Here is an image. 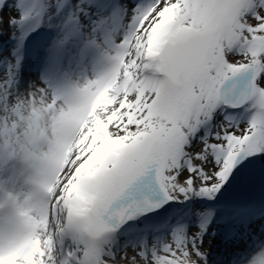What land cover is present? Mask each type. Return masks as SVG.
Instances as JSON below:
<instances>
[{"label":"snow or ice","instance_id":"6c2138e0","mask_svg":"<svg viewBox=\"0 0 264 264\" xmlns=\"http://www.w3.org/2000/svg\"><path fill=\"white\" fill-rule=\"evenodd\" d=\"M133 21L97 79L60 96L37 87L0 98V170L35 171L24 199L0 197V264H207V222L173 229L150 254L117 259L104 245L119 224L161 206L135 195L146 177L165 201L212 199L238 162L264 153V0H151ZM245 78L249 125L221 121L213 141L190 149ZM248 264H264V247Z\"/></svg>","mask_w":264,"mask_h":264},{"label":"bare ground","instance_id":"6f19581e","mask_svg":"<svg viewBox=\"0 0 264 264\" xmlns=\"http://www.w3.org/2000/svg\"><path fill=\"white\" fill-rule=\"evenodd\" d=\"M45 1L47 2L46 13L52 12L51 14L53 15L47 17L44 22V28L47 30L48 36L44 39L43 46H50L51 40L53 39H57L59 42L66 41L68 50L76 58L78 57L79 46L72 44V28L76 27L81 30L83 33V40H89L88 43L85 44L86 48L89 46H97L104 51L111 50L105 37L125 35L129 29L130 16L146 9L150 5L149 3H151L150 1L140 6L134 0L107 1L105 7L102 8L101 5L103 3L90 4L87 0H83L79 7L75 6L74 0H65L61 5H59V3L64 0ZM66 2L68 3L66 4ZM70 6L72 8L69 13L68 8ZM1 9H9L7 12H11L12 17H19L24 14V8L17 0H7V2L3 3ZM109 14L110 17L108 22H102L101 17ZM68 19L71 21L69 25L66 24ZM8 21L9 19L5 16L2 22H0V81H2V83H0V98L7 100L23 98L37 87L45 88L50 94H55L53 89L47 86L42 80L38 64L33 66V62L28 60L23 67L18 66L15 64V56L13 53H10V50H4V47L6 48L7 46L11 48V46L17 42L19 34L22 33L18 19L12 25H9ZM92 24H95V32L91 31L90 26ZM98 27L106 29V31L103 32V30H100ZM93 37H95V42H93ZM36 56L34 57L36 58ZM87 63L89 69L86 72L82 70L83 67L76 59H70L64 63L60 72L66 86L64 89L65 91L83 86L87 82L86 78L91 80L97 79L95 69L89 58H87ZM4 169L5 171L9 170L7 166H4L3 170ZM15 169L17 170L15 180H12L10 176L6 178L5 172L0 170V190L11 192L16 197L24 199L29 194L25 187V181L29 180L31 177L22 169L21 165H17ZM263 171L264 164L262 172ZM262 176L263 178L260 177V181L256 179V182H259L260 186L263 188L261 193H264V175ZM232 182L233 180L231 183ZM262 195L264 196V194ZM173 208L176 209V206ZM191 211L193 212L194 208H191ZM200 211L203 220L207 222L208 229L204 234V244H209L211 241L210 237H216L217 241H213L212 243L216 246L217 250L220 246L225 247L222 255H219V258H217V264H248L252 256L258 252L261 247H264V224L262 229L256 232V235L249 238L246 242L233 235L231 238L233 242L228 243L225 239L227 235L226 231L210 232L212 226H215V220L213 219L212 222L209 223L210 220H208L207 217V210L201 208ZM136 219H138V217L134 216L133 219L127 220L126 224ZM124 227L125 226H122L116 229V231H120ZM130 233L129 229L126 232H122L120 234V239L116 242H109L107 238L106 247L120 254L124 251L126 246L132 247V245H134L130 242L126 243ZM144 248H147V246ZM214 256L215 255H213V257ZM211 259L213 258H207V264H213Z\"/></svg>","mask_w":264,"mask_h":264},{"label":"rangeland","instance_id":"374dc122","mask_svg":"<svg viewBox=\"0 0 264 264\" xmlns=\"http://www.w3.org/2000/svg\"><path fill=\"white\" fill-rule=\"evenodd\" d=\"M17 1H19V0H17ZM75 1V6L76 7H79L81 4H82V2H83V0H74ZM5 2V0H0V17H2V18H4L5 16L9 19L10 17H12V13L11 12H7L8 10H2L1 9V6H2V4ZM65 2V0L64 1H62V2H60L59 3V5H61V4H63ZM68 2H66V4H67ZM71 6L68 8V12L71 10ZM11 9V8H10ZM52 12H49L48 14H47V16L46 17H49V16H51V15H53V14H51ZM70 13V12H69ZM21 16V15H20ZM134 16V14L133 15H131L130 16V20H132V17ZM73 18H74V16H73ZM69 20V19H68ZM18 21H20V19H18ZM70 22L69 21H67V24H69ZM95 26V24H92L90 27H91V30L93 29V28H95L94 27ZM99 29H101L100 27H98ZM75 29H77V28H75ZM76 32L77 31H80V30H75ZM104 31H106V29L104 30ZM81 35H83V33L82 32H80V34H78V37L79 36H81ZM124 35H120V36H118V37H116V41L117 42H120L124 37H123ZM123 37V38H122ZM88 41L89 40H82V41H80V42H78L77 43V46H79V50L80 49H84V47H85V44L86 43H88ZM8 50V49H7ZM72 53H70V56H71V58L70 59H72L74 56H72L71 55ZM231 55H237V56H239V55H242V53H240L238 50L237 51H235V52H233V53H231ZM78 60V59H77ZM87 66H86V63L83 65V68H86ZM63 78V77H62ZM258 83H261L262 85H264V74H262L260 77H259V80L257 81ZM222 121V119L219 117V112H218V110H216V113L213 115V117H212V119L210 120V121H208V122H214L215 123V125H216V129H215V132H214V134H213V136H212V138H210V139H208V138H206L205 137V134H204V130H203V125L195 132V135H194V137L192 138V140L190 141V149H192V150H195L196 148H198L204 141H213L214 139H215V134L218 132V130H219V125H220V122ZM231 126H232V128H236V127H239V128H245V127H247L248 125L246 124V123H241V124H231ZM229 130H231V128L229 129ZM213 162H214V157H213ZM258 162H259V174H260V177L261 178H263V176L262 175H264V171L262 172V170H263V164H264V153L263 154H260L259 156H258ZM21 167L23 168V169H26L27 171H30V169H29V167H27V166H25V165H22L21 164ZM17 170L15 169V168H10L8 171H5V169L2 171V172H5V176H6V178L8 177V176H10L11 177V179L12 180H15V174H17V172H16ZM225 186L226 185H223V187L214 195V196H219L221 193H222V191L225 189ZM204 197H200V196H192V197H190L189 199H186V200H184V199H181V200H179V201H177V200H171V202H172V204L173 205H175L176 203H179V205L180 206H182V205H185V204H191V205H193V206H195V209H199L200 207H205L204 205H202V204H200V202H202V200H204L203 199ZM206 208V207H205ZM53 225H54V221H53ZM210 232H218V230H213V229H210ZM210 239H211V241H210V243L207 245V243L206 244H204V247H208V257L207 258H213V259H211L212 260V263L213 264H217V258H219V255L221 256L222 255V253H223V250H224V247L223 246H221L220 248H218V250H217V248H216V246L212 243L213 241H217V238L216 237H210ZM143 247H140V248H137V247H131V246H127V247H125V249H124V251H122L120 254H118L117 256H116V258L117 259H119V257L122 255V254H130V253H133L134 251H139L140 249H142ZM151 248H152V246L151 247H148V248H143L146 252H148L149 254H150V252H151ZM109 250H110V253L111 254H113V252H112V249H110V248H108ZM213 255H215L214 257H213ZM217 255V256H216Z\"/></svg>","mask_w":264,"mask_h":264},{"label":"water","instance_id":"95a60500","mask_svg":"<svg viewBox=\"0 0 264 264\" xmlns=\"http://www.w3.org/2000/svg\"><path fill=\"white\" fill-rule=\"evenodd\" d=\"M246 75V74H245ZM250 84H251V78H245L242 79L240 83L236 85V87L241 88V92L239 95L243 94V96L249 94L250 90ZM225 95L228 97L226 101V105H233L237 104L234 101V98L239 96L235 93V91L230 88ZM245 103V102H242ZM239 105V104H237ZM233 107V106H232ZM238 107V106H236ZM258 165H257V157L248 155L245 158H243L240 162L237 163L235 166V184L236 182H240L243 179H249L252 182H256V176L258 173ZM142 187L135 193L136 196H142V195H149L151 200L154 202H167L168 204L170 201H165L162 197V194L160 193L159 185L155 182V178L148 179L147 177L141 182ZM124 223V222H123ZM123 223L119 224L117 226L120 227Z\"/></svg>","mask_w":264,"mask_h":264}]
</instances>
